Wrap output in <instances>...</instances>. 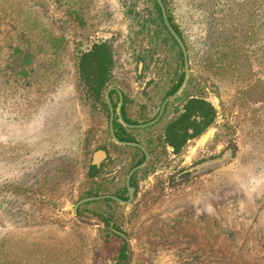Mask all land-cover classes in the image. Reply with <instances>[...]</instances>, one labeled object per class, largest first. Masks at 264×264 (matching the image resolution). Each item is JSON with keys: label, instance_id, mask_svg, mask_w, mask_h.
Segmentation results:
<instances>
[{"label": "rangeland", "instance_id": "1", "mask_svg": "<svg viewBox=\"0 0 264 264\" xmlns=\"http://www.w3.org/2000/svg\"><path fill=\"white\" fill-rule=\"evenodd\" d=\"M163 3L189 62L167 120L189 97L210 103L215 119L177 154L135 134L158 153L133 180L131 203L111 213L126 264H264V0ZM161 21L152 0H0V264L114 263L121 241L95 215L106 217L105 203L73 216L94 189L122 186L87 179V150L107 141L109 114L77 65L106 43L127 120L150 122L183 73ZM114 155L124 176L136 155Z\"/></svg>", "mask_w": 264, "mask_h": 264}, {"label": "crops", "instance_id": "2", "mask_svg": "<svg viewBox=\"0 0 264 264\" xmlns=\"http://www.w3.org/2000/svg\"><path fill=\"white\" fill-rule=\"evenodd\" d=\"M91 51H92V47L88 51H86L85 53H83L81 55V57L83 55H85L86 53H89ZM106 52H108V54H110L111 64L109 65L108 71L105 73V78L106 79H105V82H104V85H103V89L101 91V98H100L99 101H95L93 98H90V97L89 98L95 103V105H98L100 108H101V104L104 103L106 105V109H107L106 112H108L109 113V116H110V111H109V107H108L107 99H106V93H107V90L109 88H114V89L117 88L116 90L119 91L120 93H122V95H123V99H122L123 104L121 105L122 107L120 108V113H121V109H125V111H126V107L128 106V102H130V101L126 98V95H125L124 91L121 88H119L118 86H114L113 87V85H112V79H113V73H114V56H113V51H112V49L109 46L108 47L106 46ZM77 73H78V77H79L80 82L82 83V85L84 86V88L87 90L88 86L85 84V82L81 78V75L79 73L78 65H77ZM109 98H110V102H111V105H112V108H113V112H114V119H115V116H116V120L114 121V124H113V129H114V133H115L116 138L117 137H129V139H127L125 141H120L118 138L117 139L120 142H122V143H136V144H139L141 146H144L146 148V151L148 152V155H149V162H148V164H146V166H144L139 171L135 172L131 176V178H130V180L131 179H137V177L139 176V173L142 172L143 170H145V168L149 165V163L151 162V160L153 159V157H156V154L158 153L157 152L158 145H155V144H149V145L140 144L139 141H138V139H137V137L135 136V134H137V132L141 131L142 129H140V128L129 129V128L124 127L120 123V121L118 119V116H117V108H118V105H119V102H120L119 95L114 90V91H111L109 93ZM191 99H197V100L199 99L200 101H204V102H206L208 105H210L212 107V105L210 103H208L206 100H203V99H200V98L189 97L187 100L183 101L179 105L178 108H175L174 107L175 108L174 109L175 113L168 120H167V114L170 111L171 106L174 103L172 105H169L168 107H166L165 113L163 114V116L161 117V119L157 123H155V125H153V126H151L149 128H146L147 132L150 134L151 137L154 138V140L158 136V138L162 142V145L164 146V152L165 153H167V148H168L172 153L177 154L167 144V127L168 126H171L175 122H179L180 121L182 115L185 113V105ZM204 109H205V112H207V113L209 112L210 113V109L208 107L207 108L205 107ZM125 113L126 112H124V114L121 115V118L122 119H124L123 116L125 115ZM198 118L201 119V122H197L196 121ZM125 119L126 120H124V121L126 123L130 124V125H141V124H137V123L135 124L133 122H130L129 120H127V118H125ZM214 119H215V109H214V114H213V117H212L211 121L209 122L208 126L205 128V130L201 134H203L205 131H207L213 125ZM106 120L109 121V118H107V115H106ZM191 122H194V123H191ZM202 122H203V118H201L200 116H198V114H196L194 116H191L190 117V123L192 124V128L191 129H188V134L189 135H192V134H194L195 130L198 127L199 128H202L203 127ZM116 123H118L122 127H124L125 130H120L119 128H115V124ZM108 129H109V124H108ZM201 134L196 135L194 137H198ZM106 137H107V141H105L104 144H102L100 146H97V147H93L91 149L89 148L87 150V151L90 152V158H89V161H88V164H87V168H86V176H87V179L89 181H92L93 183H100L103 186H106L108 184L107 183V179H121L122 186L121 187H118V188H119V190L121 189V191L123 190L122 188H125L126 189V194H127V199H128L126 180H127V177H128L129 172L133 168L136 167V164L139 161V159L141 157V154H143V153L141 152V150L139 148H136V147H133V146H130V145L117 144V143H115L113 141V139L111 138L110 131H109L108 134H106ZM194 137L187 138L186 141L184 142V144L189 139L194 138ZM184 144L181 146L180 152H181L182 148L184 147ZM126 152H133L136 155V158L134 159L135 160V164L132 167H129L126 170L125 175L122 176L121 169H122V167L124 168V165L126 163H125V161H123V163L120 166V164L117 163L118 159L115 157L114 154L119 155V154H124ZM89 167H95L96 169L100 170V175L97 176V177H94V178H89L88 177ZM114 176H115V178H113ZM117 183H120V182L117 180ZM98 196H114V197H117L118 199H120L114 193L113 194L96 193L95 189H94V192L88 194V196L85 197V198L98 197ZM106 200H111V199H104V200H99V201H93V202L86 203V204H84L82 206H84L83 208H85L86 205H88V204H95L97 202H103V201H106ZM120 200H122V199H120ZM117 204H119V203H117ZM80 208L81 207H79L78 209H80ZM78 209H77V211H78ZM110 227L113 228L112 224H110L109 227L107 228L109 232H111L110 229H109ZM114 230H116V229H114ZM111 233L114 234L113 232H111ZM114 235H116V234H114ZM116 236H118V235H116Z\"/></svg>", "mask_w": 264, "mask_h": 264}, {"label": "trees", "instance_id": "3", "mask_svg": "<svg viewBox=\"0 0 264 264\" xmlns=\"http://www.w3.org/2000/svg\"><path fill=\"white\" fill-rule=\"evenodd\" d=\"M163 1V0H162ZM154 4V8L157 11L159 17H160V9L156 2L152 0ZM168 19L175 30V32L179 35V31L177 27L172 24L170 17L168 16ZM162 22V21H161ZM163 25V23H162ZM166 30L165 26H163ZM167 31V30H166ZM168 33V32H167ZM169 34V33H168ZM170 36V35H169ZM170 40L173 42L175 46H177L176 42L173 40V38L170 36ZM181 54V53H180ZM111 64L110 61V54L106 52V46L105 45H94L92 47V51L89 53H86L83 55L78 62V68L79 73L81 75L82 80L85 82V84L88 86L87 93L90 97H92L95 101H99L101 98V91L103 89V85L105 82V73L108 71L109 65ZM95 69V70H94ZM94 70V71H93ZM183 80V73L180 75V78L178 80V83L173 87V89L170 91L169 95L173 94L181 85ZM209 108L210 113L205 112L204 108ZM101 108L106 109V105L104 103L101 104ZM198 114L201 118H203V127L197 128L194 132V134L189 135L188 129L192 128V124L194 122L190 123V117ZM214 114V109L208 105L204 101H200L199 99H191L189 100L185 105V113L182 115L179 122H175L171 126L167 127V144L173 149L175 153H179L181 146L184 144L187 138L194 137L196 135L201 134L205 128L208 126L209 122L211 121ZM115 128H119L120 130H125L124 127H122L120 124L116 123ZM120 141H125L129 139V137H117ZM144 161V156L141 154V157L139 161L137 162V165H140ZM100 175V170L96 169L95 167H89L88 171V177L94 178ZM91 180V179H90ZM133 180H130V186L134 188ZM98 188L103 187V191L107 190L106 186L97 185ZM121 191L118 190L114 194L118 196L122 200H126L127 198L124 197L126 194V189L122 188ZM107 192V191H106ZM105 192V194H106ZM104 193V192H103ZM105 205L108 207L106 212V217H103L101 215L95 214L97 216V219L104 224L105 226V232H106V238L112 237V238H118L120 239L119 249L117 251V257L114 259L113 264H126L127 261V248L125 242L118 236L112 234L108 231L109 225L112 223V226L114 229L118 231V227L116 224H114V221H112L111 213L117 210L119 207H121L119 204L112 200H106L103 201ZM84 207V206H83ZM82 208V207H81ZM82 209H78L77 213L80 214ZM110 211V212H109Z\"/></svg>", "mask_w": 264, "mask_h": 264}, {"label": "water", "instance_id": "4", "mask_svg": "<svg viewBox=\"0 0 264 264\" xmlns=\"http://www.w3.org/2000/svg\"><path fill=\"white\" fill-rule=\"evenodd\" d=\"M154 1L156 2V4L158 5V7L160 9L162 21H163V24H164L167 32L173 38V40L176 42L177 46L179 47V49L181 51L182 58H183V80H182V83L179 86V88L172 95L168 96L163 101L156 118L154 120L148 122V123L141 124V125H130V124L126 123L121 118V113H120V108H121V105H122L121 93L119 91H117L116 89H114V88H109L107 90L106 99H107V104H108L109 111H110L109 131H110L111 138L117 144H125V145H130V146L139 148L141 150V152L143 153V155H144V161L140 165H138L135 168H133L128 174V177H127V180H126L128 199L126 201L120 200V199H118L117 197H114V196H98V197H90V198L81 199L80 201H78L75 204V206L73 208V216L76 219H82V218L77 216V209L81 205H84V204L89 203V202L99 201V200H104V199H111V200H113V201H115V202H117V203H119L121 205L122 204L123 205H128L129 203H131V201L134 198L135 188L130 186V178L135 172L139 171L140 169H142L146 165V163L148 161V158H149L148 152L146 151V149L143 146H141L139 144H136V143H122L116 138L115 133H114V129H113L114 112H113V108H112V105H111V102H110L109 93L111 91L115 90L117 92V94L119 95L120 102H119V105H118V108H117V116H118V119H119L120 123L124 127L129 128V129L147 128V127H150V126L154 125L155 123H157L159 121V119L161 118V116L164 113L166 104H169L170 102L174 101L182 93V91L184 90V88H185V86H186V84L188 82V79H189V62H188V55H187L186 47H185L182 39L179 37V35L175 32V30L172 27V25H171V23H170V21L168 19L167 11H166V8L164 6L163 1L162 0H154ZM229 157H230L229 154H227L224 158L218 159V160H216L214 162H210V164L208 163L210 165V167H209V165L205 166L206 164H204L197 171L203 170V169H205L207 167H209V168L217 167V166L221 165L223 163V161H225ZM109 229H110L111 232H113L114 234H116L119 237H121L124 240L125 243H127V238H126V236L123 233L118 232V231L114 230L111 227Z\"/></svg>", "mask_w": 264, "mask_h": 264}, {"label": "flooded vegetation", "instance_id": "5", "mask_svg": "<svg viewBox=\"0 0 264 264\" xmlns=\"http://www.w3.org/2000/svg\"><path fill=\"white\" fill-rule=\"evenodd\" d=\"M102 45H105V46H107L108 47V45L106 44V43H101ZM101 44H95V45H101ZM94 45H92L91 47H93ZM111 48V47H110ZM137 75H138V77H140L141 75H142V72L145 70V64H144V62L143 61H138V63H137ZM112 85H113V82H112ZM114 86H116V85H113V87ZM117 89V88H116ZM121 96H122V99H123V95H122V93H121ZM167 98V95L164 97V99L162 100V103H163V101L165 100ZM162 103H161V105H162ZM122 104H123V102H122ZM171 103H169V104H166V106H165V110H166V107H168L169 105H170ZM161 105H160V107H161ZM122 107V106H121ZM160 107H159V109H160ZM115 110V109H114ZM165 110H164V113H165ZM124 112H125V109H121V115L122 114H124ZM158 112H159V110H158ZM158 112H157V114H156V116L158 115ZM163 113V114H164ZM109 114V113H108ZM156 116L152 119V120H154L155 118H156ZM163 116V115H162ZM161 116V117H162ZM123 120H126L125 118H126V116L124 115L123 116ZM161 119V118H160ZM159 119V120H160ZM116 120V116H115V119H113V124H114V121ZM151 120V121H152ZM197 122H201V119H197L196 120ZM108 124H109V121H108ZM136 124V123H135ZM145 124V123H144ZM155 125V124H154ZM153 126V125H152ZM151 127V126H150ZM147 128H149V127H147ZM140 129H142L141 131H144V130H146V128H140ZM206 132V131H205ZM202 135V134H201ZM200 135V136H201ZM200 136H198V137H200ZM196 137H194V138H191V139H189L185 144H184V146L187 144V143H189L191 140H193V139H195ZM139 143L140 144H142L140 141H139ZM144 147V146H143ZM145 148V147H144ZM146 149V148H145ZM143 155V154H142ZM144 156V155H143ZM148 161H149V158H148ZM148 161H147V163H148ZM143 163V162H142Z\"/></svg>", "mask_w": 264, "mask_h": 264}]
</instances>
